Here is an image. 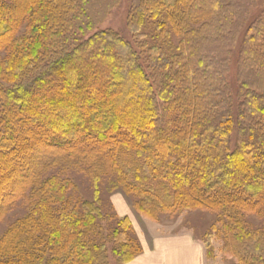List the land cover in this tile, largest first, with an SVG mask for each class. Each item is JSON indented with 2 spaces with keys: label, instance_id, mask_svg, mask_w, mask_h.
<instances>
[{
  "label": "trees",
  "instance_id": "1",
  "mask_svg": "<svg viewBox=\"0 0 264 264\" xmlns=\"http://www.w3.org/2000/svg\"><path fill=\"white\" fill-rule=\"evenodd\" d=\"M201 1L136 0L131 30L152 20L168 37L172 25L188 46L172 57L153 45L145 60L113 30L90 33V0H0V222L30 201L4 236L1 264H110L89 239L103 217L102 174L118 173L152 219L201 208L233 213L238 228L236 215L264 211V87L240 70L234 89L213 55L195 58L188 21L214 5ZM243 44L245 64L264 71V16ZM65 160L94 173L93 199L71 208L72 180L48 175ZM129 227L122 219L111 234L116 264L141 254ZM240 229V249L226 255L264 264V239L258 253L248 248L257 234Z\"/></svg>",
  "mask_w": 264,
  "mask_h": 264
},
{
  "label": "rangeland",
  "instance_id": "2",
  "mask_svg": "<svg viewBox=\"0 0 264 264\" xmlns=\"http://www.w3.org/2000/svg\"><path fill=\"white\" fill-rule=\"evenodd\" d=\"M136 3V0H90L89 15L93 24L90 33L113 30L132 42L145 60L150 53L149 48L153 45L172 57L175 54L179 56L183 49H187L188 46L182 44L184 31L181 33L175 31L170 25L169 36L165 37L167 30H161V33L152 20L147 21L141 30L145 37H138L141 32L137 34L131 30ZM212 4L214 5L211 6L210 12L197 13L194 19L188 21L187 29H195V41L199 44L198 46L195 43V58L213 55L219 65L226 69L227 81L234 89L239 83L240 70L244 72L243 76L246 75L249 82L252 80L255 86L258 82L264 87V71L258 69L259 74L254 70V66L257 67L259 63L245 64L243 44L252 22L264 16V0H214ZM206 7L208 8V5ZM251 48H255V45L251 44ZM145 66L148 68L147 62ZM151 75L157 84L156 74L151 71ZM123 158L124 156L121 155V159ZM51 174L73 182V187L68 192L67 207L71 208L76 202L84 199H93L92 168L77 161L65 160L48 173ZM98 186L103 217L98 221L94 228L95 232L90 234L89 239H96L106 246L110 264H116L112 253L114 245L111 234L122 219H127L130 223L129 236L139 245L141 253L158 239L189 235L204 245L206 264H233L234 259L229 258L225 250L229 247L232 253L240 249L241 240L235 241L232 238L237 235L240 228L243 234L249 233L250 236L257 234V241L260 244L248 245L249 249L259 253L263 244L264 211L241 212L239 216L236 215L241 223L238 228L233 224L234 218L230 217L233 213L229 215L225 211L212 212L201 208H178L179 210L174 212L159 209L157 217L152 219L136 208L137 196L126 192L125 183L120 181L118 173L102 174ZM29 202L22 199L13 203L8 209L0 222V246L9 227L30 212ZM15 261L17 262L18 259ZM16 264H22V260Z\"/></svg>",
  "mask_w": 264,
  "mask_h": 264
},
{
  "label": "crops",
  "instance_id": "3",
  "mask_svg": "<svg viewBox=\"0 0 264 264\" xmlns=\"http://www.w3.org/2000/svg\"><path fill=\"white\" fill-rule=\"evenodd\" d=\"M204 245L189 235L158 239L127 264H206Z\"/></svg>",
  "mask_w": 264,
  "mask_h": 264
}]
</instances>
